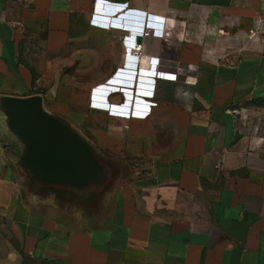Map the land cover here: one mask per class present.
<instances>
[{
    "label": "crops",
    "instance_id": "1",
    "mask_svg": "<svg viewBox=\"0 0 264 264\" xmlns=\"http://www.w3.org/2000/svg\"><path fill=\"white\" fill-rule=\"evenodd\" d=\"M32 95L126 173L33 196L0 115V264H264V0H0V96Z\"/></svg>",
    "mask_w": 264,
    "mask_h": 264
},
{
    "label": "water",
    "instance_id": "2",
    "mask_svg": "<svg viewBox=\"0 0 264 264\" xmlns=\"http://www.w3.org/2000/svg\"><path fill=\"white\" fill-rule=\"evenodd\" d=\"M0 115L17 146L16 163L28 192L88 211L100 205L126 166L103 156L41 95L0 96Z\"/></svg>",
    "mask_w": 264,
    "mask_h": 264
},
{
    "label": "built area",
    "instance_id": "3",
    "mask_svg": "<svg viewBox=\"0 0 264 264\" xmlns=\"http://www.w3.org/2000/svg\"><path fill=\"white\" fill-rule=\"evenodd\" d=\"M217 33H218V35H219L220 37H225V36H226V33L224 32L223 29H218V30H217ZM255 34H256L255 29H250V30L248 31V37H249V38H253V37H255V36H256Z\"/></svg>",
    "mask_w": 264,
    "mask_h": 264
},
{
    "label": "trees",
    "instance_id": "4",
    "mask_svg": "<svg viewBox=\"0 0 264 264\" xmlns=\"http://www.w3.org/2000/svg\"><path fill=\"white\" fill-rule=\"evenodd\" d=\"M255 103H260V102H258V101H255Z\"/></svg>",
    "mask_w": 264,
    "mask_h": 264
}]
</instances>
